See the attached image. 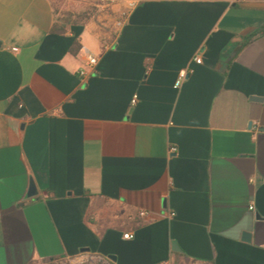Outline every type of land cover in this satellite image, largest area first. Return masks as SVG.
I'll list each match as a JSON object with an SVG mask.
<instances>
[{
    "label": "crops",
    "instance_id": "1",
    "mask_svg": "<svg viewBox=\"0 0 264 264\" xmlns=\"http://www.w3.org/2000/svg\"><path fill=\"white\" fill-rule=\"evenodd\" d=\"M123 5L0 0V264H264V0Z\"/></svg>",
    "mask_w": 264,
    "mask_h": 264
},
{
    "label": "rangeland",
    "instance_id": "2",
    "mask_svg": "<svg viewBox=\"0 0 264 264\" xmlns=\"http://www.w3.org/2000/svg\"><path fill=\"white\" fill-rule=\"evenodd\" d=\"M56 8L57 19L65 23L83 22L88 19H97L112 13V8L119 2L124 5L115 18H119L121 11L126 6V0H52ZM57 264H69L68 259Z\"/></svg>",
    "mask_w": 264,
    "mask_h": 264
},
{
    "label": "built area",
    "instance_id": "3",
    "mask_svg": "<svg viewBox=\"0 0 264 264\" xmlns=\"http://www.w3.org/2000/svg\"><path fill=\"white\" fill-rule=\"evenodd\" d=\"M150 1V0H126V6L125 8L121 11L119 18L116 20V25L118 27H121L124 25V23L127 21L131 11L137 7L139 4ZM195 61L198 63L202 62V57L199 55L195 58ZM98 63L97 57L94 55H89L88 60H87V67L82 69L80 71V74L85 76L88 74L89 69H94L95 66ZM189 74L188 70H182L179 74V78L177 80V86H180L182 82L187 78ZM136 99L133 100L135 102ZM253 207H251L252 209ZM142 216H145L147 212L142 211L140 213ZM124 237L127 239H131L134 237V235L131 232L125 233ZM69 264H112L106 260L105 257L95 254V253H81L75 257L68 258ZM169 264V263H167Z\"/></svg>",
    "mask_w": 264,
    "mask_h": 264
},
{
    "label": "water",
    "instance_id": "4",
    "mask_svg": "<svg viewBox=\"0 0 264 264\" xmlns=\"http://www.w3.org/2000/svg\"><path fill=\"white\" fill-rule=\"evenodd\" d=\"M1 44V43H0ZM250 126L252 127L253 124L251 123ZM38 194V190H37V186L35 184V181L33 178H31V181H30V187H29V191L26 195V198H34L36 197Z\"/></svg>",
    "mask_w": 264,
    "mask_h": 264
},
{
    "label": "trees",
    "instance_id": "5",
    "mask_svg": "<svg viewBox=\"0 0 264 264\" xmlns=\"http://www.w3.org/2000/svg\"><path fill=\"white\" fill-rule=\"evenodd\" d=\"M53 7H54V5H53ZM54 9H55V15H56V8L54 7ZM53 31H54V32H64L65 29H64V28H57V27H55V28L53 29ZM76 47H79V44H76Z\"/></svg>",
    "mask_w": 264,
    "mask_h": 264
}]
</instances>
